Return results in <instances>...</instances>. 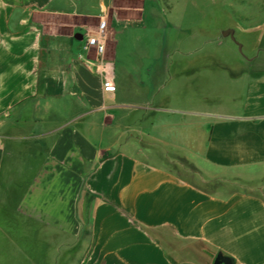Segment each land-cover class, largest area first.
<instances>
[{"label": "crops", "instance_id": "1", "mask_svg": "<svg viewBox=\"0 0 264 264\" xmlns=\"http://www.w3.org/2000/svg\"><path fill=\"white\" fill-rule=\"evenodd\" d=\"M140 1L0 0V264H264V182L208 190L170 155L264 181V72L237 76L239 102H181L213 68L182 64L176 35L129 47ZM101 19L112 77L85 49Z\"/></svg>", "mask_w": 264, "mask_h": 264}, {"label": "rangeland", "instance_id": "2", "mask_svg": "<svg viewBox=\"0 0 264 264\" xmlns=\"http://www.w3.org/2000/svg\"><path fill=\"white\" fill-rule=\"evenodd\" d=\"M141 4L140 0H116V10L128 17L129 9L139 8ZM145 8L144 27L127 31L125 38L129 47H150L148 41L154 43L176 35L184 50L194 52L193 57L182 58V64L187 62L188 65H209L213 68L210 74H205L207 76L196 82L181 81V102L195 95L198 98L211 96L213 105L239 102L247 77L237 76L244 70L264 72V0H146ZM229 28L236 31L235 38L242 44V52L229 36L223 43H218L217 40ZM141 37L148 41H140ZM207 55L214 57L209 59ZM170 155L178 171L194 180L199 179L208 190L221 186L228 192H259L264 182L248 183L227 178L203 182L206 177L184 154Z\"/></svg>", "mask_w": 264, "mask_h": 264}, {"label": "built area", "instance_id": "3", "mask_svg": "<svg viewBox=\"0 0 264 264\" xmlns=\"http://www.w3.org/2000/svg\"><path fill=\"white\" fill-rule=\"evenodd\" d=\"M107 33V21L105 19H101L97 26L96 34L88 39L85 49H94L96 51L97 55L100 57L99 70L105 77H112L115 75V63L106 60L104 57L107 49Z\"/></svg>", "mask_w": 264, "mask_h": 264}, {"label": "water", "instance_id": "4", "mask_svg": "<svg viewBox=\"0 0 264 264\" xmlns=\"http://www.w3.org/2000/svg\"><path fill=\"white\" fill-rule=\"evenodd\" d=\"M223 35L229 36L230 39L235 42L238 46L240 51L242 52V44H240L239 42H237L235 36H236V31L234 29H227L223 32ZM214 264H235L234 260L231 257L225 256V254L219 252L215 258Z\"/></svg>", "mask_w": 264, "mask_h": 264}]
</instances>
